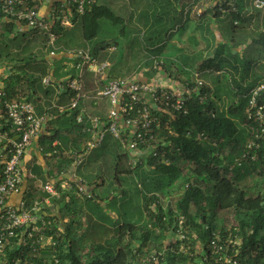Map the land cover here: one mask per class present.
Instances as JSON below:
<instances>
[{
	"label": "trees",
	"instance_id": "trees-1",
	"mask_svg": "<svg viewBox=\"0 0 264 264\" xmlns=\"http://www.w3.org/2000/svg\"><path fill=\"white\" fill-rule=\"evenodd\" d=\"M154 3V8H157L151 9L152 4L143 2L145 8L151 9L150 16L148 11L140 14L144 15L142 21L149 32L143 35V45L152 56L159 55L163 51L174 33L182 27L183 22L182 12L177 9V0H155ZM28 5L37 8L36 2H29ZM71 12V29L64 31L59 22L53 26L52 30L57 37L53 46L49 45L47 35L30 30L16 32L13 38H8L6 45L0 44V61H4L1 58H6L8 61L16 62L11 67L10 73L1 79L8 100L31 103L36 113L42 114L46 108L52 106L55 90L53 87H43L41 80L49 74L55 80H59L60 77L55 60L52 65L50 64V58L47 57L49 52L55 50L59 53V49L66 51L90 43L96 37L101 19L120 23V18L109 8L97 6L94 0L85 6L82 15L76 14L74 9H71ZM149 17L152 18L151 23L147 24ZM236 19L239 20L240 25L230 27L227 35L229 40L226 43H218L214 47L206 43V49L212 50L211 57L202 61L197 69L199 73L203 71L219 73L226 67L232 71L229 81L232 90L229 84L226 90L228 98L231 97L227 107L219 109L215 104L218 101L209 96L205 105L208 113H203V106L192 97L188 102L187 115L171 122L178 135L171 139L172 148L165 150L169 164L149 161L148 164L152 169L147 175H140L139 170L142 165L130 170L126 158L116 154L117 149H114L116 156L113 178L120 186L122 176L133 174L137 176L141 184L142 211H148L146 220L142 221L141 225L132 222L116 224L111 230L109 239L105 236L108 230L103 229L102 235L90 242L89 250L85 253H82L84 247H81V236L74 235L70 227L60 233L55 222L51 221V225L43 233L52 238L54 245L44 246L47 252L44 248L40 252L44 253V256L41 258L38 256L39 248L33 253L31 249L22 247L14 239L0 256V264H14L16 260L21 264H127L135 260L133 256L135 244L139 245L138 251L145 249L161 252L165 248L166 234L174 226V210L186 219L185 228L189 235L192 232L196 235V240L189 241L191 248L194 249L196 243L200 242L209 255L208 244L214 238L213 235L218 233L220 239L230 238L239 242L237 257L240 264H264V192L250 194L243 187V183L248 178H264V157H260L256 163H246L239 168L229 169L234 157L241 153L249 140V135L245 132L246 122L243 114L246 95L250 89L264 80V77L256 78L244 74L243 66H250L257 58L247 60L246 56L233 54V48L240 44L234 40L233 35L236 30L245 31L251 22H255L256 27H261L262 31L257 33L251 44L260 46L264 52V11H255L253 15L236 17ZM14 29L13 22L8 20L5 26L6 33L13 35ZM17 38L27 39L34 47L40 49L17 60L18 53L10 50V46L17 42ZM110 44L96 43L92 45L91 52L97 55ZM242 61L243 65L240 66L239 73L238 67ZM238 74H240L239 79L236 80L234 76ZM204 89L210 95L209 89L205 87ZM71 96L72 93H65L63 102H68ZM51 113L55 118L49 123L47 134L39 140V145L45 154L46 164L52 169L51 174L59 175L66 171L71 161L63 154L67 151L82 150L85 135L81 134L79 125L76 124V116L59 117L55 109H51ZM187 133L191 135L187 136ZM199 134H203L207 140L196 141L195 137ZM109 139L110 137L107 136L104 141ZM55 141L57 144L53 146ZM213 143H216L217 147H214ZM186 169L188 173L183 174ZM32 173L40 176L42 170L34 166ZM178 176H181V181L175 193L176 197L167 196L169 198L167 208L163 209L164 201L161 196L168 195L169 191L166 189ZM123 193L121 197L125 198ZM45 197L46 194H41L40 197H37V194L27 195L25 204L29 206L33 200L42 201ZM90 200L86 201L91 203ZM95 204L97 209L98 204ZM150 206H154L156 211L150 212ZM70 212L76 215L75 211ZM227 213L234 214L237 221L236 226L229 230L224 222L217 221L219 215ZM77 224L82 227L80 223ZM179 244V242L174 244V251H165L158 264H195V259L199 257L194 255L193 249L178 253Z\"/></svg>",
	"mask_w": 264,
	"mask_h": 264
},
{
	"label": "built area",
	"instance_id": "built-area-1",
	"mask_svg": "<svg viewBox=\"0 0 264 264\" xmlns=\"http://www.w3.org/2000/svg\"><path fill=\"white\" fill-rule=\"evenodd\" d=\"M92 2L93 0H65L64 5H58L53 13L45 16L35 6L30 7L27 0H0V14L21 28L47 35L49 45L53 46L57 38L52 30L55 23L66 25L67 11L72 13L71 9H74L76 14L82 15L85 6ZM183 4L181 12L184 18L189 14L200 16L201 12L210 10L219 19L227 20L235 27L240 25L236 17L264 11V0H183ZM56 54L59 53L52 50L47 57L49 59ZM64 55L74 61L72 68L75 75L62 82L55 80L51 74L42 78L43 87H53L55 90L52 106L42 114H37L31 103L8 100L5 91L0 88V256L14 239L33 253L37 252V248L54 245L52 238L43 233L51 225V220L40 211L38 202L33 201L26 206L24 198L21 197L16 204L10 203V198L21 196L25 177L24 157L47 123L55 118L51 109H55L58 115L63 110L58 104L61 93L73 94L67 109L77 113L76 123L81 133L88 135L83 149L71 152L68 173L64 171L61 174L67 175V186H72L79 197L87 200L95 198L87 183L78 178L75 171L83 165L89 153L102 145L107 136L131 159V166L149 161L168 165L165 150L172 148L171 139L178 135L171 122L187 115L188 102L192 97L203 106L202 112L208 113L205 107L208 95L197 74H193L189 82L179 85L164 83L161 79L155 82L107 79L108 64L99 61L88 49L64 51ZM161 67V61L153 58L152 69L159 71ZM87 73L93 74L100 84L101 87L96 91L84 90L83 77ZM87 100L104 102V116L90 115L84 106ZM243 114L249 140L241 153L234 157L229 169L256 163L260 157H264V80L246 95ZM190 135L191 133H187V136ZM195 140L207 139L199 134ZM212 145L217 147L216 143ZM42 189L51 197L59 196V191L50 183L44 184ZM162 208L166 209L167 205ZM149 210L156 211L154 206ZM147 214L148 212L145 216ZM173 215L174 226L166 234L165 248L161 252L145 249L138 251L139 245L135 244V260L127 264H158L165 251H174L176 242L180 243L178 253L193 249L189 246V241L196 240V235L193 232L189 235L185 228L186 219L182 214L174 210ZM213 236L208 244L209 255L202 243H196L193 252L199 258L194 263L240 264L237 257L239 242L230 238L220 239L218 233ZM14 264L21 263L16 260Z\"/></svg>",
	"mask_w": 264,
	"mask_h": 264
},
{
	"label": "crops",
	"instance_id": "crops-1",
	"mask_svg": "<svg viewBox=\"0 0 264 264\" xmlns=\"http://www.w3.org/2000/svg\"><path fill=\"white\" fill-rule=\"evenodd\" d=\"M27 1L32 2V3L36 2L37 9H39L41 13L45 16H49L51 13H53L56 10L58 5L60 6V5L65 4V0H27ZM103 1L105 0H94V3L97 6H104L102 4ZM112 1L120 3V5L123 6V9L127 12L125 13L124 18L119 17L120 23L123 26L125 24V27H128V29L131 27L137 28L138 32L134 34H137L139 36V39L142 41L140 50L145 55L142 57L143 63H146L148 61L152 62L153 58L157 59L158 61H161L162 63V67L159 71H155L152 69L153 68V62H152L150 67H148L147 65L140 66L139 72L136 74L137 75L136 77L132 76L129 78H124V79H133V80H139L143 82H155L157 79L159 80L161 79L164 83H168V84L173 83L177 85L184 84L186 83V81L189 82L192 79V76H191L192 74L189 76H186L185 74L183 73L180 74L178 72L177 65L175 64L176 60L174 59L172 55L167 53L169 52V48L167 46L164 47L163 51L159 55L152 56L149 54L148 50L145 49L143 45V40H144L143 35L144 34L147 35L149 34V32L146 28L147 26H144L145 25L144 21H142V18L144 17V15L141 16L140 14L144 11H148V15H149V13L151 12L150 10L154 8L153 5L155 4L154 3L155 0H112ZM144 1L149 2V4H152L151 9L145 8L146 6H144L143 4ZM171 1H175V0H171ZM176 5H177V9L181 11V8L184 6L183 0H177ZM67 12L65 13L67 17V23L64 26H60L62 29H64V31H68L69 29L72 28V24L70 23V18L72 16V13L70 12L67 13ZM216 16L217 15H215L212 11L205 10L204 12L200 13V16H197L196 14H189L186 18L183 17L182 27H188V31L192 30L191 35L188 34V37H187L188 44H190L189 42H191V37L194 38V35L196 36L197 33H199L202 36V38H200L199 43H202L203 41H205L206 43H209L211 46L213 45V47L217 45L218 43H223V42L218 41L220 40L219 37L221 36L220 30H217L218 31L217 32L214 29V27H216L215 24L217 23L216 20L218 19L222 21ZM151 19H152L151 17L147 19L148 21L147 24L151 23ZM7 22L8 20L6 18L0 16V25L2 26L4 35L7 34L5 30V26ZM13 24H14L15 29H14L13 35L11 34L12 37L14 36V34L16 35V32L22 33V32L29 31L24 27L21 28L18 24H15V23ZM190 24L191 26H189ZM124 33L125 32L123 30L122 35H125ZM206 34H210V38H205ZM122 39L124 40L125 36H122ZM201 39H203V41ZM173 41H174V35L167 42V44L169 43L171 45L172 44L175 45L174 47H176V49H172V50H178V52L184 50V49H181V48H184L182 44H174ZM105 42L111 43L110 46L106 48L105 50L99 51L97 55H94V56H96V58L99 61H103L108 64L107 79L119 78L118 76H114L112 74V67H111V64L109 63V59H113V55H115L116 53H119L120 49L114 41L113 42L105 41ZM91 47L92 45H90V43H86L85 46L83 47H73L71 50H66V51H74L78 49H83V50L88 49L90 53L92 54ZM205 50L207 51L206 48ZM210 50L211 49H209L208 52ZM64 51H65L64 49H59V54H56L51 58L49 57L50 64L52 65L53 60H55L57 66L59 67V74H60L59 82H62L66 80L68 77H72L75 75L74 69L72 68L74 61L71 60L66 55H64ZM208 57H211V56L208 55L206 58L205 57L204 58L207 59ZM11 67L12 66L7 68V65L1 66L2 71L0 70V88H2V82H1L2 77L4 78L10 73ZM205 72L211 73L210 71H203L200 73V75L202 74V77H205ZM120 79H123V78H120ZM100 87H101L100 84L98 83L97 79L94 77L93 74L87 73L84 75L83 88L86 92L96 91ZM204 87L209 89L210 95L213 93V89L205 85ZM207 95L208 97L210 96L208 93ZM64 96H65L64 92L59 95V107L63 108V110L59 111V117L65 116L69 118V116H72V115L76 116L74 111H70L67 109L69 100L68 102H63ZM212 97L210 96V98ZM84 106L90 115L101 117V116H104L105 114L106 106L104 102L96 103L95 101L87 100L84 103ZM49 123H47V125L44 127L40 136L33 141L31 147L28 149L24 157L23 169L25 172V177H24V182H23V187H22V193H21V196H12L10 198V203L16 204L18 200L21 199V197L24 198L26 202L27 195L30 196L32 194L33 195L37 194V197H40L41 194H46L47 197H45L42 201L38 199H35L33 201L38 202L39 209L41 212H43L46 218L50 220L52 219L53 220V221L51 220L52 223L55 222V226L57 227V230L60 233H63L65 229L70 227V230L73 232L74 235H79L81 237L85 236L87 237L86 240H89V242H92L95 238L102 235L103 229H106L108 230V232H105L106 233L105 236L107 239H109V237H111V230L113 229V227L118 223L119 224L123 223L122 221L114 222L115 216L113 215V212L115 211L120 212V215L123 212L120 211L121 207H117L115 205H110L109 207V205L105 203L109 199L108 196L110 195L111 188H109L107 184L108 179L106 178L105 170L101 169L100 165L104 163L106 159H110L112 157L111 158L113 161L112 167L111 168L109 167L107 171L108 173H110V170L112 169L113 175H114L115 156L116 154H120L126 158V163L130 170H133L137 166L142 165L141 169L139 170L140 175L149 174V172L152 169L151 166L148 164V162L147 163L141 162V163L136 164L135 166H131V159L125 154V152L119 147V145L115 141H113L111 138L108 141H104V143H102L100 147L93 150L91 153H89L86 156L83 162V165L75 171L77 177L84 180L87 183L90 193L93 194L95 198V199H91L90 200L91 203H89L86 201L87 199H83L82 197H79L76 194V190L72 186L70 187L67 186V175L66 174L68 173V169L71 166L70 154L72 151H67L63 154L70 161L69 164L67 165L66 174H61V173L59 175L56 173L51 174L52 169L46 164V161L44 159L45 154H43L41 150V146L39 145V140L42 138L43 135L47 134V131L50 127ZM83 135H85V140L82 143V147L88 139V135L86 134H83ZM56 144H57V141L53 142L52 145L55 146ZM113 144H115L116 146ZM114 149H117L116 154H115ZM34 166H38L41 168L42 174H40V176H36L32 173V169ZM46 183H50L51 185H53V187L57 191H59L58 197H51L50 195H48L46 192L43 191L42 189L43 185ZM123 183H125V181L121 182L120 186H118L113 178L111 186L118 195L120 194L118 198L122 200V204L126 203V205L130 206L129 208L131 209L129 211L130 219L134 221L132 223H137L141 225L142 221L146 220L145 213L148 212V211L146 212L142 211L141 184L137 180L136 182L137 187L135 188H136V193L139 197L137 199L132 200L128 193V189H124ZM122 193L126 199L124 197L123 198L121 197ZM161 198L163 199L162 196ZM166 199H167V196H166ZM167 200L164 201L163 199L164 201V204H162L163 206L167 205ZM80 201H84V202L81 203ZM58 203H59V206L57 205ZM95 203L98 204L97 209L95 208V205H96ZM152 207L153 206H150L149 208H152ZM63 211H66L68 213V216H64ZM70 211H75L76 215L71 214ZM140 211L142 214L141 216H140ZM77 218H79V221L76 220ZM77 223H80L82 227L78 226Z\"/></svg>",
	"mask_w": 264,
	"mask_h": 264
},
{
	"label": "rangeland",
	"instance_id": "rangeland-1",
	"mask_svg": "<svg viewBox=\"0 0 264 264\" xmlns=\"http://www.w3.org/2000/svg\"><path fill=\"white\" fill-rule=\"evenodd\" d=\"M104 6L109 8L116 16L124 18L125 13H127L124 9L123 6L120 5V3L112 1V0H105L102 3ZM216 27L214 29L220 30V40L219 42L226 43L229 40V35L228 31L230 28V22L227 20H216ZM191 26V24L189 25ZM124 30V34H123ZM224 30V32H223ZM259 31H262V28H257L255 22H251L249 24V27L246 28L245 31H240L236 30L233 38L234 40L237 41V43H240L238 47H234L232 50V53L235 55H240V56H246L247 60L251 59H256V61H252L250 66H243L245 68L243 71H245V75H248L250 77L255 76L256 78L264 77V52H262V49L258 45H252L251 41L252 39L256 38V35ZM80 32V31H79ZM138 30L135 27H131L128 29V27H125L121 23H112L111 21L101 19L99 20V27L96 33V37L90 41V45H94L96 43H101L105 41H110V42H115L120 51L119 53H116L113 55V59H109V63L111 64L112 67V74L114 76H118L119 78H129V77H136L137 73L139 72V67L140 66H148L152 64L151 61H148L146 63H143L142 57L145 56L143 52H141V43L142 41L139 39V36L137 34ZM218 32V31H217ZM192 30L188 31V27H181L179 28L178 31L174 33V44H182L184 46L183 51L178 52V50H172L176 49L174 47L175 45L167 44L166 46L169 48V53L174 57L176 60V65H177V70L181 74H185L186 76L191 75L193 77V74H197L199 79L203 82V84L211 89H213V93L210 95L211 97L213 96L215 98L216 102L215 104L219 109H225L229 103V100L231 99L228 98V94L226 93V90L228 89V84L229 88L232 90V87L230 86V77L232 75V71L226 67V69L222 70L220 73H207L205 72V77H202V74L197 71L199 65L201 64V61L204 60L208 55L211 56L212 50L208 52L206 51V42L199 43L200 38L202 36L197 33V35H194V38L191 37V42L188 44L187 42V37L188 34L191 35ZM133 34V35H132ZM7 35V36H6ZM4 35V32L2 30V26L0 25V44L6 45L8 38H13L11 35L8 33ZM15 35V34H14ZM125 36V39H122V36ZM18 36V35H17ZM19 37V36H18ZM184 37V38H183ZM205 38H210V34H206ZM17 42L12 44L10 46V50L14 53H18V59L20 60L22 58H25L30 52H37L39 47H34L32 42L28 41L27 39L25 40H20L19 38L16 39ZM9 45V43H8ZM17 45V46H16ZM192 47V48H191ZM45 54V52H44ZM249 56V58H248ZM258 56V57H256ZM205 57V58H204ZM0 61V70L2 71L1 66L2 65H7V68L10 66H13L16 62L15 60L8 61L6 58H1ZM241 65H239V73L241 72V67H242V62H240ZM9 66V67H8ZM241 66V67H240ZM239 75H235V79H239ZM244 76V75H242ZM212 97V98H213ZM112 158V157H111ZM106 159L104 163L100 165L101 169L105 170L107 184L110 189V195L108 196L109 199L107 202H104L109 205H115L117 207H121V210L123 213L120 215V212H113V215L115 216L114 222H134L130 219V214L129 211L131 209L130 206L125 204H122V200L118 198V195L114 189L111 186L112 179H113V170H110V173H108L109 167H112L113 161L112 159ZM184 173H188V170H184ZM109 174V175H108ZM108 175V176H107ZM123 183L124 189H128V193L131 197L132 200L137 199L139 196L136 193V188L137 187V176L135 174L131 176H122L121 177ZM139 181V180H138ZM181 181V176H178L176 179L173 180L171 183V186L166 189V191H169L168 195H163L164 201L169 199H166V196H170L175 198L178 191V187ZM140 182V181H139ZM167 184V183H166ZM243 187H245L250 194H255L257 192H264V178H248L244 183ZM117 194V195H116ZM167 194V193H165ZM128 198V196H127ZM126 199V198H125ZM172 200V199H171ZM83 203L84 201H80ZM59 206V203L57 204ZM117 214V215H116ZM64 216H68V213L66 211H63ZM112 218V217H111ZM113 219V218H112ZM52 220V219H51ZM76 220L79 221V218ZM224 222L228 230L231 227L236 226V219L234 214L232 213H227V214H221L217 217V221ZM53 221V220H52ZM58 224V223H57ZM87 237H82L81 241V247L83 249L82 253H85L86 250H89L90 247V242L89 240H86ZM44 248V247H43ZM42 248V249H43ZM38 252V256L41 258L44 256V253H40L42 251ZM45 251L47 250L46 247L44 248ZM47 252V251H46ZM46 259V258H44Z\"/></svg>",
	"mask_w": 264,
	"mask_h": 264
}]
</instances>
